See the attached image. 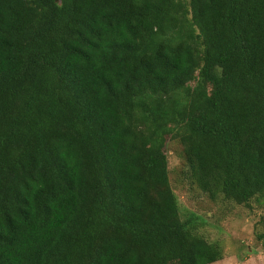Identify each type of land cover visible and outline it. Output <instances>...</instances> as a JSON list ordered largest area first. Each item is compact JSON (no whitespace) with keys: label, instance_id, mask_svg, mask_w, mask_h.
<instances>
[{"label":"trees","instance_id":"obj_1","mask_svg":"<svg viewBox=\"0 0 264 264\" xmlns=\"http://www.w3.org/2000/svg\"><path fill=\"white\" fill-rule=\"evenodd\" d=\"M264 195V0H0V264H211L165 152Z\"/></svg>","mask_w":264,"mask_h":264},{"label":"rangeland","instance_id":"obj_2","mask_svg":"<svg viewBox=\"0 0 264 264\" xmlns=\"http://www.w3.org/2000/svg\"><path fill=\"white\" fill-rule=\"evenodd\" d=\"M165 152L182 217L194 213L205 218L200 233L223 246V258L211 264H264V195L254 198L248 206L222 197L212 200L183 179L182 172L187 168L183 145L169 138Z\"/></svg>","mask_w":264,"mask_h":264}]
</instances>
